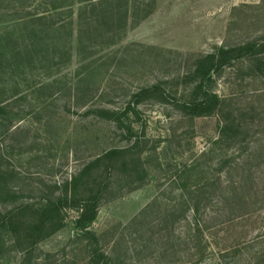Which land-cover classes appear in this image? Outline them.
<instances>
[{
  "label": "rangeland",
  "instance_id": "1",
  "mask_svg": "<svg viewBox=\"0 0 264 264\" xmlns=\"http://www.w3.org/2000/svg\"><path fill=\"white\" fill-rule=\"evenodd\" d=\"M262 38L264 0H0V170L17 194L0 212L41 207L127 149L84 177L108 182L88 226L65 206L33 245L0 227V264H264V73L244 60L215 73L223 113L176 101L200 55ZM127 106L120 125L98 115ZM227 109L240 150L215 143Z\"/></svg>",
  "mask_w": 264,
  "mask_h": 264
},
{
  "label": "trees",
  "instance_id": "2",
  "mask_svg": "<svg viewBox=\"0 0 264 264\" xmlns=\"http://www.w3.org/2000/svg\"><path fill=\"white\" fill-rule=\"evenodd\" d=\"M247 61L251 69L258 73H264V38L260 41L249 40L243 43L231 46H218L213 51L200 55L194 66V80L177 102L179 108L191 116L209 115L213 112L223 113L225 99L220 97L217 92L210 88L211 81L215 73L219 72L225 66L231 65L235 61ZM158 85H152L149 88H141L135 93L139 96L150 91H158ZM129 110V106L122 111L99 109L98 115L117 121L120 125L121 114ZM222 124L219 128L218 138L215 143L230 145L236 143V149L246 147L245 131L240 120H236L233 110L227 109L222 114ZM129 129V128H128ZM125 148H111L96 156L94 160L87 163L78 176H74L68 183V192L64 195L48 199L41 207H31L23 205L10 209L4 213L0 212V227L9 230L17 241H23L33 245L38 240L51 234L64 225L62 208L73 206L79 209L78 215L74 221L76 227L84 228L95 218L99 199L102 191L108 185L103 182L101 186L95 188L92 185L87 186L89 181L84 177L100 165L113 167V164L120 156L127 152ZM138 179H142L145 170L141 168ZM10 172L0 170V200H12L17 194L8 185ZM196 209V208H195Z\"/></svg>",
  "mask_w": 264,
  "mask_h": 264
}]
</instances>
